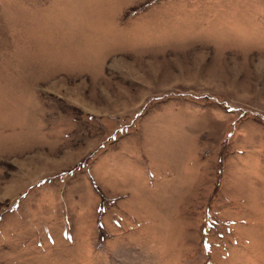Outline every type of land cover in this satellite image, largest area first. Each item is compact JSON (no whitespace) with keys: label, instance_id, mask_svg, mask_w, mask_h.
Here are the masks:
<instances>
[{"label":"rangeland","instance_id":"1","mask_svg":"<svg viewBox=\"0 0 264 264\" xmlns=\"http://www.w3.org/2000/svg\"><path fill=\"white\" fill-rule=\"evenodd\" d=\"M0 264H264V0H0Z\"/></svg>","mask_w":264,"mask_h":264}]
</instances>
